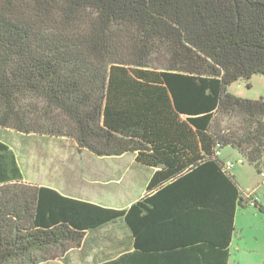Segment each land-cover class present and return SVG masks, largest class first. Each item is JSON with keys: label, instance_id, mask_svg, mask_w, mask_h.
<instances>
[{"label": "trees", "instance_id": "trees-1", "mask_svg": "<svg viewBox=\"0 0 264 264\" xmlns=\"http://www.w3.org/2000/svg\"><path fill=\"white\" fill-rule=\"evenodd\" d=\"M254 74L264 0H0V126L156 169L145 196L115 208L24 181L0 140V264H36L122 218L134 249L102 264H229L250 204L216 150L262 172L264 98L228 91Z\"/></svg>", "mask_w": 264, "mask_h": 264}, {"label": "rangeland", "instance_id": "rangeland-1", "mask_svg": "<svg viewBox=\"0 0 264 264\" xmlns=\"http://www.w3.org/2000/svg\"><path fill=\"white\" fill-rule=\"evenodd\" d=\"M228 91L242 98H264V75L254 74L249 80L233 82ZM222 119L223 125L230 122L227 118ZM0 140L17 155L27 181L57 183L62 188L65 186L63 190L68 194L115 208L125 206L129 200H139L156 170L136 162L134 153L98 156L89 150H80L71 137L53 139L48 134H26L0 126ZM221 150L223 160L236 163L231 172L241 188L245 203L250 204L257 199L264 204V164L262 172H259L238 149L229 145ZM57 166H65L64 176L58 177L52 170ZM77 174L79 178L75 180L73 177ZM110 226L114 228L110 224L103 228L105 232L98 230L102 232L93 234L82 246H72L67 250L52 247L38 253L41 260L36 264H93L100 252H116L121 248L111 241L112 237L119 234L126 240V229ZM235 226L229 264H264V212L252 205L239 206Z\"/></svg>", "mask_w": 264, "mask_h": 264}, {"label": "crops", "instance_id": "crops-1", "mask_svg": "<svg viewBox=\"0 0 264 264\" xmlns=\"http://www.w3.org/2000/svg\"><path fill=\"white\" fill-rule=\"evenodd\" d=\"M48 136H50V135H48ZM51 138H53V139H55V138H61V139H66L67 137H60V136H50ZM73 139V138H72ZM74 140V139H73ZM75 141V140H74ZM76 142V141H75ZM77 143V142H76ZM221 153H222V150H221ZM125 154H123V155H120V156H124ZM17 156V155H16ZM134 156H135V159H136V155L134 154ZM219 158H221V160H223V158H222V155L219 157ZM18 159V158H17ZM137 162V161H136ZM52 170L55 172V174L58 176V177H61V176H64V174H66L65 172H64V170H65V166H57V167H54V169L52 168ZM24 175V174H23ZM66 176H68V175H66ZM70 177H73V176H71V175H69ZM78 176V174L77 175H74V179L75 180H78V178L79 177H77ZM24 181H27L26 179H25V176H24ZM27 182H30V181H27ZM30 183H32V182H30ZM33 184H37V185H44V186H49V187H52V188H54V189H56V190H58L59 192H61L62 194H65V195H67V196H70V197H74V198H78V199H83V200H87V201H91V202H94V203H99V204H102V205H105V206H107L108 204H105V203H103V202H98V201H96V200H93V199H84L83 197L81 198V196H74V195H71V194H68V193H66L64 190H63V188H65V186L62 188V187H60V185L59 184H57V183H40V184H38V183H33ZM52 185V186H51ZM239 185V184H238ZM240 187V186H239ZM240 190H241V188H240ZM147 194V190H145V192L141 195V198L143 197V196H145ZM135 201H137V200H135ZM134 200H129L127 203H126V205H128L127 207H125V206H121V208H129L134 202H135ZM116 208H118V207H116ZM235 220H236V218H235ZM110 224H113L114 225V228L113 227H111L110 226V228H113V229H126L127 230V237H126V240H124L123 239V237H121V236H119V234H117V235H115L114 237H112V239H111V241L113 242V243H116V244H118L119 246H121V248L118 250V251H116V252H107V251H102V252H100L99 253V255L96 257V260L94 261V263L93 264H102V263H104V262H106V261H108V260H111V259H115V258H117V257H119L120 255H122L123 253H125V252H129V251H132L133 249H134V245H133V242H134V239H133V235H132V231H131V229H130V227L128 226V224L125 222V220L122 218V219H118L117 221H115V222H110V223H108V224H106V225H104V226H102V227H100V228H98V229H94V230H91V231H88L87 233H86V236H85V238H84V240H83V242H82V244L80 245V246H82L86 241H87V239L89 238V237H91L93 234H96V233H98V232H102V231H98V230H104V232H105V230L106 229H103V228H105L106 226H108V225H110ZM107 234V233H106ZM233 241V240H232ZM231 245H232V243H231ZM230 248H231V246H230Z\"/></svg>", "mask_w": 264, "mask_h": 264}, {"label": "built area", "instance_id": "built-area-1", "mask_svg": "<svg viewBox=\"0 0 264 264\" xmlns=\"http://www.w3.org/2000/svg\"><path fill=\"white\" fill-rule=\"evenodd\" d=\"M222 155V153H221V149L220 148H218L217 150H216V156L217 157H220ZM235 162L234 161H232V160H223V165H224V167H225V169H227V170H231L232 168H234L235 167ZM262 175H264V171L262 172ZM258 198V197H257ZM259 199V198H258ZM256 201H259V200H252L251 202H250V205H252V206H254L255 205V203H256Z\"/></svg>", "mask_w": 264, "mask_h": 264}, {"label": "water", "instance_id": "water-1", "mask_svg": "<svg viewBox=\"0 0 264 264\" xmlns=\"http://www.w3.org/2000/svg\"><path fill=\"white\" fill-rule=\"evenodd\" d=\"M159 168H163V165H160Z\"/></svg>", "mask_w": 264, "mask_h": 264}]
</instances>
